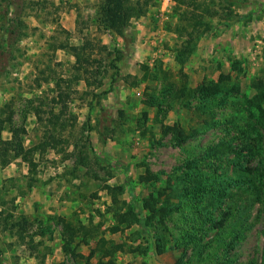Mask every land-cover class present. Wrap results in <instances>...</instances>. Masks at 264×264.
I'll return each instance as SVG.
<instances>
[{
	"label": "rangeland",
	"instance_id": "obj_1",
	"mask_svg": "<svg viewBox=\"0 0 264 264\" xmlns=\"http://www.w3.org/2000/svg\"><path fill=\"white\" fill-rule=\"evenodd\" d=\"M12 1L0 264H264V0Z\"/></svg>",
	"mask_w": 264,
	"mask_h": 264
},
{
	"label": "trees",
	"instance_id": "obj_2",
	"mask_svg": "<svg viewBox=\"0 0 264 264\" xmlns=\"http://www.w3.org/2000/svg\"><path fill=\"white\" fill-rule=\"evenodd\" d=\"M103 2H104L103 3L104 5L101 8V16L103 18L104 25L107 26L106 28L111 29L112 31H117V33H119L120 35H123L124 34V30H125L128 22H129V20H130V17L132 16V10L134 8V5H131L129 3V1H127V0H103ZM3 4H6V5H4V7H3ZM11 4H13L12 0H0V11L2 9H4V14L10 13ZM134 9H136V8H134ZM136 10H138V9H136ZM141 10L142 9H139L138 11H141ZM206 13H207L206 9L202 11V15H204ZM247 14H249V13H247ZM240 17H242V16H240ZM206 30L209 31L210 28L208 26H206ZM208 89H209V91H206V87L198 86L197 90L199 92H201V93L203 91H205V92H208V93L211 94V93H214V92L217 91L218 86H217V84L216 85H210V86H208ZM205 92H203V93H205ZM56 115L57 114L52 113L51 117L49 119V122H53V118L56 117ZM7 120H11V118L8 117ZM4 122H5V119H1L0 118V129L3 128ZM171 128L175 129L177 137H178V139L180 141L182 140V138H184L186 136V134L183 131L182 127L179 126L178 124L173 125ZM52 138H54V136H52ZM3 143L7 145V144H10L11 141H4ZM43 143H44V141H43ZM5 151L3 153H1V154L3 155L5 153ZM31 152H32V149L24 150L22 145H19V147H18V154H23L24 158H26V159L31 160L30 157H29V154H31ZM258 173H260L264 177V167H262V169H260V171H258ZM117 189L119 190V193L123 192V187L122 186H118ZM162 207L167 212L168 206L167 205H163ZM151 210L154 213H157V211L159 212V209H155V207H153V206L151 207ZM130 212H133L132 209H129V213ZM129 213H127V214H129ZM132 216H134V213H133ZM136 221H132V219H131L129 222L130 223H134ZM68 226L70 227V229H73L72 231L74 233L78 232L77 228H73L72 225H69V224H68ZM73 254L77 255L78 253L73 251ZM79 254L81 256H86L87 261H89L91 255L93 254V252L90 253L89 255H84L82 253H79Z\"/></svg>",
	"mask_w": 264,
	"mask_h": 264
}]
</instances>
